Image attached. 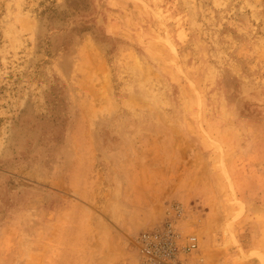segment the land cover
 Returning <instances> with one entry per match:
<instances>
[{"label":"rangeland","instance_id":"1","mask_svg":"<svg viewBox=\"0 0 264 264\" xmlns=\"http://www.w3.org/2000/svg\"><path fill=\"white\" fill-rule=\"evenodd\" d=\"M244 197H264V0H0V264H149L135 238L173 220L198 240L178 264H264Z\"/></svg>","mask_w":264,"mask_h":264},{"label":"built area","instance_id":"2","mask_svg":"<svg viewBox=\"0 0 264 264\" xmlns=\"http://www.w3.org/2000/svg\"><path fill=\"white\" fill-rule=\"evenodd\" d=\"M173 218L183 214L180 206L172 208ZM175 221L142 231L136 238L137 252L149 264H178L198 250L194 234L181 236L174 227Z\"/></svg>","mask_w":264,"mask_h":264},{"label":"crops","instance_id":"3","mask_svg":"<svg viewBox=\"0 0 264 264\" xmlns=\"http://www.w3.org/2000/svg\"><path fill=\"white\" fill-rule=\"evenodd\" d=\"M143 199H146V197H142ZM149 201H155L156 203L158 202V200H163L164 198L166 200H170L171 198H175V197H147ZM193 198H202L203 199V204L205 203L204 207L207 209L206 210V216L212 217V218H216V217H222L224 216V214L227 212V209L225 211H223L221 209L222 205L226 204V201L224 199V197H193ZM241 200L245 203L246 207H247V213H252L251 217L255 218V216H260V218H258L262 224L264 225V197H244V200L241 198ZM228 206V211L230 214H234L237 212L238 207L233 206L230 207ZM232 208V210H230ZM207 228H210L209 224L207 226ZM261 230V229H260ZM261 234H264V226L262 227V230L260 231ZM263 244L261 245V247L258 246V244L260 243V241H253L250 239V242L247 240L245 243V250L246 254H248L250 251H264V241L262 239ZM263 253V252H262ZM264 254V253H263Z\"/></svg>","mask_w":264,"mask_h":264}]
</instances>
